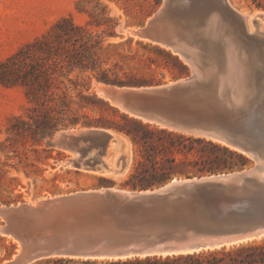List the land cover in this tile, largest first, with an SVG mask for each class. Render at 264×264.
I'll use <instances>...</instances> for the list:
<instances>
[{
  "label": "water",
  "instance_id": "1",
  "mask_svg": "<svg viewBox=\"0 0 264 264\" xmlns=\"http://www.w3.org/2000/svg\"><path fill=\"white\" fill-rule=\"evenodd\" d=\"M226 0H165L137 32L169 48L189 75L146 87L102 85L123 113L247 155L226 174L173 179L145 191H91L36 206L0 207V234L21 245L6 264L55 258L165 256L264 238V30ZM117 137L105 130L62 132L51 144L75 152V166L108 174ZM125 156L115 163L122 171Z\"/></svg>",
  "mask_w": 264,
  "mask_h": 264
},
{
  "label": "trees",
  "instance_id": "2",
  "mask_svg": "<svg viewBox=\"0 0 264 264\" xmlns=\"http://www.w3.org/2000/svg\"><path fill=\"white\" fill-rule=\"evenodd\" d=\"M156 4L160 0H155ZM80 10L88 16L83 26L70 19L57 21L44 35L21 47L0 64V84L21 87L31 107L27 120L21 117L18 125L9 129L15 136H30L40 143L60 129L84 128L115 130L129 138L137 157L132 173L124 186L133 191H145L163 186L174 178L217 175L243 169L248 160L244 154L230 150L210 140L167 130L140 119L119 113L120 122L92 119L85 121L71 113L65 96H58V81L69 75L89 73L98 83L117 87L156 86L153 72L131 68L133 55L118 52L119 43H106L116 38L113 20L105 7L91 6L83 1ZM89 7V8H88ZM131 44L132 41L126 42ZM140 44V43H138ZM175 65L178 78L187 74V68L178 57L165 53ZM124 63V65H123ZM174 76V79H178ZM93 99L109 108L107 102ZM82 108L94 110L89 105ZM196 156V158L193 157ZM193 157V159H190ZM51 264H264V238L247 243L186 254L105 259L56 258Z\"/></svg>",
  "mask_w": 264,
  "mask_h": 264
},
{
  "label": "rangeland",
  "instance_id": "3",
  "mask_svg": "<svg viewBox=\"0 0 264 264\" xmlns=\"http://www.w3.org/2000/svg\"><path fill=\"white\" fill-rule=\"evenodd\" d=\"M83 1H90L91 6L98 5L100 9L106 8L108 17L113 20V32L116 38L106 39L105 44L122 42L123 46L118 52L137 58L129 60L131 68L152 71L151 78L154 82H159V85L170 84L189 75L187 65L181 61L187 68V74L178 78L174 62L165 54L176 56L169 48L134 35L162 9L165 0H160L158 5L155 0H0V64L21 47L44 35L61 19H70L74 24L83 26L88 19L85 12H80ZM227 1L232 8L249 18L251 30V18L256 14H264V0ZM258 29L264 30V24L260 21ZM129 40L132 41L130 45L126 43ZM174 76L178 79H174ZM58 82L55 93L58 96H65L71 113L81 122L85 121L84 116L95 120L104 118L110 122H120L118 114L123 112L98 93V88L104 84L96 82L89 73L75 72ZM93 95L107 102L109 108L95 101ZM81 105H89L94 110L82 108ZM30 107L21 87H6L0 84V207L31 205L82 192L133 191L124 186L127 177L133 171L137 157V152L129 138L115 130L84 128L81 125L60 129L40 143L33 142L30 136L10 134L9 129L18 125L16 123L18 118L27 120ZM115 109L119 113H116ZM96 130H105L121 138L123 152L128 156L126 170L122 174L102 176L84 168H77L75 163L79 156L75 152L54 146L50 142L55 135L62 132L78 135L84 131ZM218 144L236 151L224 144ZM124 154L121 153L117 157L109 156L108 164L116 163ZM193 157L196 158L194 155ZM245 157L248 164L244 168H247L252 165V160L247 155ZM204 176L209 175L199 177ZM2 223L3 220L0 219V225ZM21 250L18 241L0 234V264L13 261L20 255ZM49 260L52 259L38 260L29 264H51Z\"/></svg>",
  "mask_w": 264,
  "mask_h": 264
},
{
  "label": "bare ground",
  "instance_id": "4",
  "mask_svg": "<svg viewBox=\"0 0 264 264\" xmlns=\"http://www.w3.org/2000/svg\"><path fill=\"white\" fill-rule=\"evenodd\" d=\"M226 2H227V4L229 5V3H228V1L226 0ZM255 16H257V17H259V16H264V14H256V15H254L252 18H251V20L255 17ZM248 18V17H247ZM248 20H249V18H248ZM250 20V21H251ZM259 21L260 22H262V24H264L263 23V21L262 20H260L259 18L257 19V27L259 26ZM248 31H249V33H251L252 32V30L251 29H249V22H248ZM183 62H185V61H183ZM170 84H172V83H170ZM101 87H99L98 88V93H100L101 94V96L104 98V99H106L104 96H103V94L99 91V89H100ZM106 100H108V99H106ZM111 134H113V133H111ZM113 135H115V134H113ZM116 137H117V139H118V141H117V144H116V146L110 151V153L107 155V158L109 157V156H111V155H116V157L119 155V154H121V153H123L124 154V152H123V143H122V140H121V138L119 137V135H115ZM222 144V143H221ZM224 144V143H223ZM224 145H226V144H224ZM228 146V145H227ZM124 156H125V164H124V168H123V170L122 171H119L117 168H115V163H113V164H108V162H107V158H106V163L112 168V172L111 173H108V174H101V173H97V172H92V173H94V174H99V175H102V176H111V175H119V174H122L125 170H126V166H127V163H128V156H127V154H124ZM180 180H183V179H180ZM51 200V199H50ZM44 201H47V200H44ZM44 201H41V202H38V203H35V204H31L32 206H36V205H38V204H40V203H42V202H44ZM260 239H263V238H260ZM260 239H257V240H260ZM250 242V241H249ZM247 243V242H246ZM228 247H230V246H228ZM16 258V257H15ZM14 258V259H15ZM13 259V260H14Z\"/></svg>",
  "mask_w": 264,
  "mask_h": 264
}]
</instances>
